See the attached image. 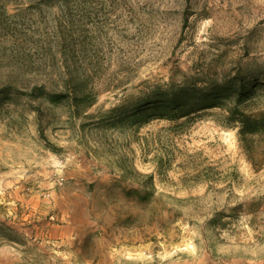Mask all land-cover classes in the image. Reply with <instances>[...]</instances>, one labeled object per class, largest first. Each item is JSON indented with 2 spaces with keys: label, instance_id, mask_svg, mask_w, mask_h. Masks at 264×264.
<instances>
[{
  "label": "rangeland",
  "instance_id": "obj_1",
  "mask_svg": "<svg viewBox=\"0 0 264 264\" xmlns=\"http://www.w3.org/2000/svg\"><path fill=\"white\" fill-rule=\"evenodd\" d=\"M235 74L264 110V0H0V264H264V145L127 117Z\"/></svg>",
  "mask_w": 264,
  "mask_h": 264
},
{
  "label": "trees",
  "instance_id": "obj_2",
  "mask_svg": "<svg viewBox=\"0 0 264 264\" xmlns=\"http://www.w3.org/2000/svg\"><path fill=\"white\" fill-rule=\"evenodd\" d=\"M258 84L248 83L244 77L235 74L224 78L222 83L210 81L202 87L194 84L171 86L164 91H158L152 101L139 105L127 117L140 125L152 119L176 121L193 114L220 108L225 111L223 124H235L239 127V138L251 154L253 149L250 142L255 143L258 151L260 150L258 148L264 145V110L247 113L241 107L253 98ZM61 96L63 97L61 94H52L49 100L55 103ZM262 148L260 151L264 153V146ZM263 164L264 159L260 158L258 165ZM252 206L254 211L258 204L253 203Z\"/></svg>",
  "mask_w": 264,
  "mask_h": 264
}]
</instances>
